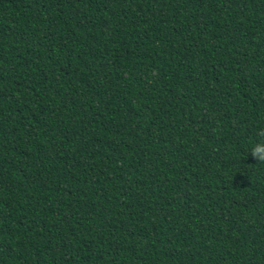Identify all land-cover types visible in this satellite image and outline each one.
Masks as SVG:
<instances>
[{
  "label": "trees",
  "instance_id": "1",
  "mask_svg": "<svg viewBox=\"0 0 264 264\" xmlns=\"http://www.w3.org/2000/svg\"><path fill=\"white\" fill-rule=\"evenodd\" d=\"M264 0H0V264H264Z\"/></svg>",
  "mask_w": 264,
  "mask_h": 264
},
{
  "label": "clouds",
  "instance_id": "2",
  "mask_svg": "<svg viewBox=\"0 0 264 264\" xmlns=\"http://www.w3.org/2000/svg\"><path fill=\"white\" fill-rule=\"evenodd\" d=\"M247 155H250L256 164L264 165V138L252 143Z\"/></svg>",
  "mask_w": 264,
  "mask_h": 264
}]
</instances>
